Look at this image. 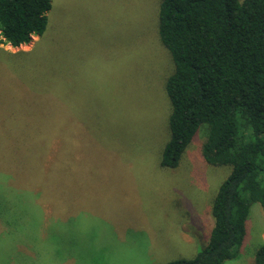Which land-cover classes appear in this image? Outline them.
Instances as JSON below:
<instances>
[{
	"label": "rangeland",
	"instance_id": "1",
	"mask_svg": "<svg viewBox=\"0 0 264 264\" xmlns=\"http://www.w3.org/2000/svg\"><path fill=\"white\" fill-rule=\"evenodd\" d=\"M159 1L52 0L40 36L0 43V118L10 132L12 116L13 131L32 118L48 132L0 146V264H161L207 243L230 166L203 159L204 125L176 167L159 164L173 69ZM32 168L39 189L21 180ZM247 219L241 252L223 264H252L264 241L258 203Z\"/></svg>",
	"mask_w": 264,
	"mask_h": 264
},
{
	"label": "trees",
	"instance_id": "2",
	"mask_svg": "<svg viewBox=\"0 0 264 264\" xmlns=\"http://www.w3.org/2000/svg\"><path fill=\"white\" fill-rule=\"evenodd\" d=\"M51 1L0 0V43L17 47L40 36ZM157 34L173 63L164 84L168 138L159 164L176 167L204 125L203 159L230 166L212 199L207 243L190 258L161 264H223L241 252L251 206L264 211V0H160ZM9 118L11 132L0 118V146L7 150L48 134L32 118H22L33 124L30 131H13L17 116ZM38 171L21 177L27 189H39ZM252 264H264V241Z\"/></svg>",
	"mask_w": 264,
	"mask_h": 264
}]
</instances>
